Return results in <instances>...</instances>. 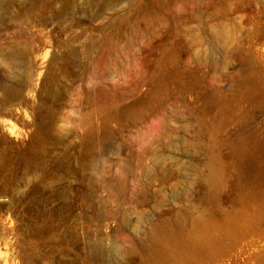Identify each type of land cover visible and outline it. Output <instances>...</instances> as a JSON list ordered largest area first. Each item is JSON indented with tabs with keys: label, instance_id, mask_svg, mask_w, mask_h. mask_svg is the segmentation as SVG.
<instances>
[{
	"label": "rangeland",
	"instance_id": "374dc122",
	"mask_svg": "<svg viewBox=\"0 0 264 264\" xmlns=\"http://www.w3.org/2000/svg\"><path fill=\"white\" fill-rule=\"evenodd\" d=\"M262 50L264 0H0V264H148L202 219L264 264Z\"/></svg>",
	"mask_w": 264,
	"mask_h": 264
},
{
	"label": "bare ground",
	"instance_id": "6f19581e",
	"mask_svg": "<svg viewBox=\"0 0 264 264\" xmlns=\"http://www.w3.org/2000/svg\"><path fill=\"white\" fill-rule=\"evenodd\" d=\"M256 56L264 59V50ZM26 67L30 69V65L26 64ZM246 230L247 226L235 219H228L219 226L202 219L193 223L189 230H154L151 234L154 249L148 264H225L228 256L220 246L218 236L222 233L242 234Z\"/></svg>",
	"mask_w": 264,
	"mask_h": 264
}]
</instances>
